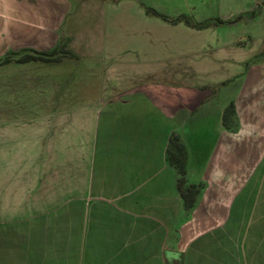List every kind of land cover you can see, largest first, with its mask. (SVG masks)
<instances>
[{"label": "crops", "instance_id": "1", "mask_svg": "<svg viewBox=\"0 0 264 264\" xmlns=\"http://www.w3.org/2000/svg\"><path fill=\"white\" fill-rule=\"evenodd\" d=\"M257 22L264 0H0V264H264V61L233 28Z\"/></svg>", "mask_w": 264, "mask_h": 264}, {"label": "trees", "instance_id": "2", "mask_svg": "<svg viewBox=\"0 0 264 264\" xmlns=\"http://www.w3.org/2000/svg\"><path fill=\"white\" fill-rule=\"evenodd\" d=\"M257 11H253L249 14H241L237 16L234 20H229V21H224L218 18H213V19H208L204 22L201 23H196L193 22L191 25L195 29H204L212 26H224V25H229L232 24L233 22L239 21L240 19L243 18H249L254 16ZM146 13L149 15H153L155 17H158L164 21H168L170 23H176L179 21H184L187 24H190V19L185 16H179L174 19H170L154 10L146 9ZM57 52H62V53H70L69 51L63 50L60 48V50L53 51V52H48V53H35L34 55H25L19 59V61H28L32 59H46L49 57H52L55 55ZM8 57H5L3 59H0V63L7 61ZM264 61V52H261L255 56H253L250 60L246 62L245 65L249 63H253L256 61ZM227 83V82H226ZM221 83L219 86L226 84ZM234 105L233 103H230L228 106H226L223 110L222 113V125L224 128L231 130L235 126V121H234ZM166 161L170 166H172L178 175L177 180H176V186L178 193L183 201L184 209L186 211L192 209L195 205L197 196L202 188V184H194V183H188L186 180V165H187V151L184 146V144L180 141V138L172 134L168 140V145L166 148Z\"/></svg>", "mask_w": 264, "mask_h": 264}, {"label": "rangeland", "instance_id": "3", "mask_svg": "<svg viewBox=\"0 0 264 264\" xmlns=\"http://www.w3.org/2000/svg\"><path fill=\"white\" fill-rule=\"evenodd\" d=\"M259 24H260V22L250 23L248 26H241L240 28L238 27L237 29H236V27H233L235 30V33H234L235 36L239 37L240 35H243L245 41L247 40V36H249V35L250 36L252 35L251 37L254 38V40H252L251 44L249 42H247V43H249V45H248L249 48L243 50V53L240 54L241 57L249 56L248 58L251 59L252 55H254V54L257 55L261 51L262 45H264V42H262V37L257 38V35H259V31H260L259 30V27H260ZM171 35H173V34H171ZM229 68H231V65H227L226 63L222 62V63L217 65L216 70L219 69V72L222 73ZM242 68H244L243 65H242ZM222 74H224V73H222ZM221 77H225V76H217L216 74H211V75L209 74L204 78H205V81H215V80L222 79ZM201 79L203 81V78H201Z\"/></svg>", "mask_w": 264, "mask_h": 264}, {"label": "water", "instance_id": "4", "mask_svg": "<svg viewBox=\"0 0 264 264\" xmlns=\"http://www.w3.org/2000/svg\"><path fill=\"white\" fill-rule=\"evenodd\" d=\"M171 264H178V260H172Z\"/></svg>", "mask_w": 264, "mask_h": 264}]
</instances>
